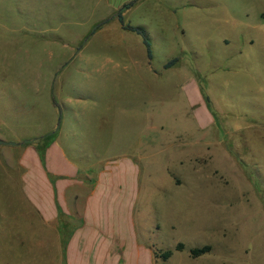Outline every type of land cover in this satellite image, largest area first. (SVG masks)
I'll use <instances>...</instances> for the list:
<instances>
[{"label":"rangeland","instance_id":"obj_1","mask_svg":"<svg viewBox=\"0 0 264 264\" xmlns=\"http://www.w3.org/2000/svg\"><path fill=\"white\" fill-rule=\"evenodd\" d=\"M0 4V175L45 136L94 173L129 156L138 236L173 251L147 264H264V0Z\"/></svg>","mask_w":264,"mask_h":264},{"label":"crops","instance_id":"obj_2","mask_svg":"<svg viewBox=\"0 0 264 264\" xmlns=\"http://www.w3.org/2000/svg\"><path fill=\"white\" fill-rule=\"evenodd\" d=\"M18 154V174L0 175L1 264H147L148 248L154 258L137 232L140 176L131 157L94 173L59 140L44 159L38 145Z\"/></svg>","mask_w":264,"mask_h":264},{"label":"trees","instance_id":"obj_3","mask_svg":"<svg viewBox=\"0 0 264 264\" xmlns=\"http://www.w3.org/2000/svg\"><path fill=\"white\" fill-rule=\"evenodd\" d=\"M122 12H120L118 14L119 22L122 24L124 29H126L128 31L136 32L138 35H141L144 38V42H145V45L147 47L149 57H151L152 56L151 44L149 43V40H148V37H147L146 33L140 28H134V27H130V26L125 25L124 16H123ZM175 62H176V59L171 61V62H169V63H167L165 65V68L166 69L170 68L171 66H173V64ZM42 141H44V144H43V146H40V147L38 145V149L40 151V155H41L42 159H44L45 158V151L48 148V146L54 141V139H53V136H45L42 139ZM64 233H65L64 234V238H65V241H66L65 243H67L68 239H69V236H67L66 230H65ZM211 249H212L211 246H205V247H202V248H193V249L190 250V255H191V257L193 259H197V258L201 257L202 255L210 252ZM175 250L176 251H184L185 250V245L183 243H179L176 246ZM153 255H154V258L156 260L160 259L163 262H166L172 257L173 251H171V250H168V251H153Z\"/></svg>","mask_w":264,"mask_h":264},{"label":"water","instance_id":"obj_4","mask_svg":"<svg viewBox=\"0 0 264 264\" xmlns=\"http://www.w3.org/2000/svg\"><path fill=\"white\" fill-rule=\"evenodd\" d=\"M30 142V140H27V141H25V143H29ZM1 144H11V145H17V143H15V142H11V143H6V142H0Z\"/></svg>","mask_w":264,"mask_h":264}]
</instances>
